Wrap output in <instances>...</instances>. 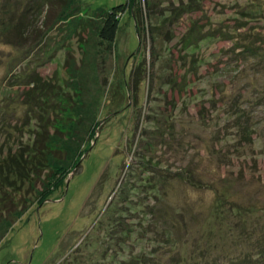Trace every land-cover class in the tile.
Listing matches in <instances>:
<instances>
[{"label": "rangeland", "instance_id": "1", "mask_svg": "<svg viewBox=\"0 0 264 264\" xmlns=\"http://www.w3.org/2000/svg\"><path fill=\"white\" fill-rule=\"evenodd\" d=\"M77 2V14L63 22L58 15L64 0H0V17L11 16V24L20 20L23 24L17 30L0 28V141L6 136L4 126L12 132L13 147L35 131L39 120L34 116L47 107L37 94L29 98L32 79L37 78L51 96L46 102L56 109L50 111L49 122L61 126L56 144L68 151L61 161L71 168L64 193L56 190L41 205L27 202L19 217H8V210H3L9 221L0 223V264H95L103 248L99 242L116 218L134 228L137 236L139 219L150 207L160 208L162 225L171 222L175 250L186 264L224 260L233 254L247 263L244 257L255 255L264 243L255 241L264 240V155L252 143L237 151L230 138H222L231 137L233 131L224 127L229 103L220 88L232 78L229 70L244 66V78L228 91H244L251 99L246 109L256 112L262 124L253 135L264 139V70L253 71L254 59L242 60L234 53L231 36L236 33L230 32L241 25L264 32V0H148L150 6L143 9L148 27H140V43L134 19L125 10L112 47L99 42L94 21L98 25L100 11L127 0ZM249 6L259 7L258 19L251 20L250 15L241 19L240 12ZM157 22L165 27L160 35H151L150 25ZM192 26L204 37L193 54L194 68L193 55L180 47V39ZM170 79L174 84L168 83ZM255 89L260 98L252 95ZM154 112L161 116L162 136L156 127L145 128ZM50 132L57 131L50 127ZM139 138L142 144L158 140L153 150L166 176L157 196L145 188H132L137 176L130 167L141 151ZM221 152L230 155L232 165L227 169L219 165ZM189 165L203 174L202 183L231 174L237 178L228 186L240 203L252 209L242 219V214L235 216L237 229L210 230H215L210 217L212 190L193 187L176 175ZM129 181L133 209L120 210L118 193ZM35 187L41 188V181ZM79 245L82 248L76 251ZM203 252L206 256L201 257ZM254 259L249 258V264Z\"/></svg>", "mask_w": 264, "mask_h": 264}, {"label": "trees", "instance_id": "2", "mask_svg": "<svg viewBox=\"0 0 264 264\" xmlns=\"http://www.w3.org/2000/svg\"><path fill=\"white\" fill-rule=\"evenodd\" d=\"M76 2L77 0H64V5L62 6L61 11H59L58 20L69 22L72 17L74 18V16L77 14L75 11L79 9L80 5L78 2V5H74ZM16 4L18 6V3ZM16 4H14V6H16ZM253 5L256 6L257 4L253 3ZM149 6L150 2H148V0H127L125 3H120L113 6L110 11H100L97 15L99 21L98 25L96 23V19L94 21L99 42L105 43L110 47L114 45L116 34L119 28L120 15H122L125 10H128L134 19L136 32L139 39L140 27L143 30L145 28L147 29L148 27L143 16V9L144 7ZM255 6H249L247 9H243L240 12L241 17L250 15L253 17L251 20L258 19L257 14L260 12V10L259 7ZM12 7L13 6L10 8ZM8 8L9 7L3 6V9ZM9 11L12 15V10L9 9ZM145 17L147 19V14H145ZM241 19L245 20L243 17ZM11 20V16L8 18L0 17V28L2 27L5 29V31H10L12 28L17 30L23 25L22 20L12 24ZM76 21L79 23L78 19H76ZM163 24L158 22L156 24L151 23V35L154 32L157 33V35H160L162 33V29L165 27ZM193 27L194 26H192L190 30L180 39V47L182 48L184 54L189 53L193 55L198 47V43L204 39V37L198 36L197 27ZM230 32L232 35L236 33V35H230L231 40L235 45L234 53L236 52L237 55H240L242 60H245L247 57L254 59L250 68L257 73L262 72L264 70V32L256 31L254 28L248 29L245 25H241L235 29V31L232 30ZM230 32L227 31L226 34H229ZM16 34L19 35V33ZM206 36L207 35H205V37ZM158 37L159 36L155 38L153 37V41H155V39ZM17 40H20V36L17 38ZM191 58L192 63L190 67L194 68V55ZM243 68H236L228 71L231 73V75L233 74V76L226 85L227 87L220 83L223 87H225L220 88L221 94L223 95L224 99H227L225 102L229 103L228 105H226V103L224 104L227 106L224 112V114L227 116L223 120L225 121V124H223L225 125V128L231 129L233 131L231 137L227 135L226 137L223 136L222 138L225 140L230 138L229 140L234 142L232 143L234 150L237 151H239L241 148H244L246 142L248 145L252 143L253 148L256 146V148L259 147L260 149H263V151L260 152V154L263 156V135H253L262 124L260 121H257L256 112L246 109L251 103V99L245 97L244 91L242 93L240 91L237 93L235 92L236 94L229 93L228 91L229 87L234 90L238 80H242L244 78L245 73L243 72L245 69ZM174 82L175 81L173 79L168 81L170 84H174ZM30 90L32 91L29 94V98L33 99L31 97H35L37 94L36 99H40L44 103H47V107L45 108L38 106L39 109L42 107V110H40L41 113H36L37 115L34 116L37 117L34 118V121L35 119L36 121L37 119L39 120L38 124L35 126V131L32 132V135L30 132H28L29 139L27 141L21 137V139H19V143L15 147L10 145L12 138L11 130L9 131V129L4 126L6 136L2 139V141H0V223L9 221L8 217L11 215L14 217H19L24 210L23 208L27 206V202H29V206L34 202L38 203V205H41L43 202L48 200L56 190L61 189L60 194L64 193L67 187V176L71 172V168L69 166H65L61 161V158L68 156L66 153L68 151L65 148V145H61L63 146V149L60 150L57 147L58 144H56L57 141L61 139V136L58 135L61 126L57 125L54 121L49 122V120H51L49 119V113L55 108L51 105H48L49 103L46 102H51V96L45 93L47 89L44 88V83L41 82V80H37V78L32 79V88ZM255 91H258V93H254ZM261 92L263 93L262 90ZM43 94L46 95L43 96ZM252 95H257L258 98H260V90L255 89L252 91ZM257 105H260L259 101L257 102ZM55 111L56 109L53 110V112ZM147 121V125H145L147 127L145 128L148 129V127H156L154 130H156L157 135H161L163 133L162 130L160 131L161 126H159L161 122V116H157V113L154 112L152 115V121ZM50 127H54V130L57 132L51 133ZM16 129L18 128L16 127ZM54 133H57V135ZM47 135L49 136L47 137ZM143 138L144 137L141 139ZM141 139L139 138L140 143ZM143 140L146 141V138ZM161 142L162 141H160V143ZM257 142H259L260 145ZM157 143V139L149 143H143L144 145L141 143L139 147L141 151L137 154L138 159L136 160L135 165L132 164L130 167L131 174L137 176L132 188H145L144 191H151L152 193L154 192L153 194L156 196L166 176L160 172L162 170V162L160 159L157 160L156 152L153 150V147ZM228 155V152H221L219 154V165L225 167L226 169L232 165L231 160L229 159L230 155ZM77 166V164L72 165V167H75V169ZM243 169L245 170L244 167ZM230 172L233 173V171ZM176 175L188 182L193 187H205L212 190L214 202L212 204V212L210 217L212 222L215 224V230H212L211 228L210 230L213 233L216 231L221 232L225 230L226 227L229 231L237 229L239 225L235 221V219H237L235 216L237 214H242L243 216L241 215L242 217L240 218L242 219L247 212L252 210L251 208L249 209L245 204L240 203L236 197L233 196V190L230 186H228V184L230 185L233 184V182L235 183L237 178L232 177V174L227 177L219 176L209 183L204 181L202 183V180H204L203 174L201 175L196 173L195 169L189 165L185 168L183 167L182 171L176 173ZM39 181H41V188L37 189L35 185L36 182ZM128 184H130V181L129 183L127 182L125 187L121 188V191L118 193L120 202L122 203V207H119L120 210H131L133 207V204L129 202L130 198L127 193ZM1 192H6V195L1 194ZM22 192L25 194H21ZM18 206L21 208H18ZM3 210H8V217H6V215L2 216V214L5 213ZM229 215H231V218ZM142 216L143 218L139 219L140 224L137 226V236L135 234L134 228L131 226H126L125 223L123 224V220L120 217L116 218V223L113 225L112 229H110L107 234H103V238L99 242L103 248L101 251H99L100 256H95V264H186V259L182 257L180 252H176L175 250V242L177 241L173 236L171 227L168 226L171 224V222L167 223V225H162L163 221L160 208L150 207V210L143 211ZM221 219L224 221V223H222ZM225 219H228V222H225ZM159 225H162V231H158ZM163 237L165 241L163 240ZM124 238H128V242H131L126 244L127 241H125L123 244ZM129 238L133 239L130 240ZM140 239L142 241H139ZM259 239L260 238L255 240L257 244L264 242V240ZM86 245L88 246L89 244ZM259 246L261 247V250L255 252V255H246L244 257L247 258V263L246 261H237L236 254H233L225 257L226 259L224 260L214 258L210 259V261L207 259L204 260L202 264H249V258L253 257L256 261L251 262L254 264H264V243ZM78 248L82 247L79 245L76 251L79 250ZM200 255L203 257L206 256V253L203 252ZM194 264H199V262Z\"/></svg>", "mask_w": 264, "mask_h": 264}, {"label": "water", "instance_id": "3", "mask_svg": "<svg viewBox=\"0 0 264 264\" xmlns=\"http://www.w3.org/2000/svg\"><path fill=\"white\" fill-rule=\"evenodd\" d=\"M69 180H70V178H69V179H67V181H66V186H68Z\"/></svg>", "mask_w": 264, "mask_h": 264}]
</instances>
